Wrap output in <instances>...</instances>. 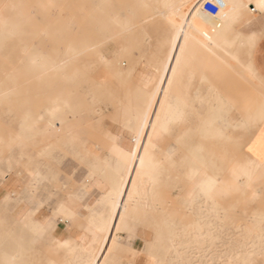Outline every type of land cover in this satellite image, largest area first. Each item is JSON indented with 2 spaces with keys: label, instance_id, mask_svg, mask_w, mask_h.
Segmentation results:
<instances>
[{
  "label": "rangeland",
  "instance_id": "rangeland-1",
  "mask_svg": "<svg viewBox=\"0 0 264 264\" xmlns=\"http://www.w3.org/2000/svg\"><path fill=\"white\" fill-rule=\"evenodd\" d=\"M184 1L0 0V177L9 175L17 196L39 200L52 194L59 203L85 188L89 172L90 184L98 177L112 182L108 165L115 163L123 127L164 100L156 95L161 88L176 96L170 105L180 114L167 123L156 146L160 156L168 154L159 161L154 182L146 183L144 194L110 230L112 261L100 264L131 262L132 225L154 230L143 249L146 264H264V233L254 231L264 217H249L253 202L231 199L235 192L238 197L242 191L254 193L252 186L218 195L216 210L206 214L188 176L194 154L217 179L224 158L246 161L242 139L256 125H238L247 120L242 100L248 98L255 110L264 82L249 67V43L232 30L221 48L191 51L193 61L176 81H160L175 36L164 13ZM247 17L248 24L235 27L264 34V13L248 11ZM201 57L211 66L199 63ZM60 59L62 66L53 65ZM55 106L61 107L56 114L49 110ZM219 114L237 125L223 141L209 128L221 121ZM26 117L33 121L29 130L23 126ZM29 166H39L42 175L33 192L27 184ZM77 254V249H48L43 256L76 264Z\"/></svg>",
  "mask_w": 264,
  "mask_h": 264
},
{
  "label": "crops",
  "instance_id": "crops-1",
  "mask_svg": "<svg viewBox=\"0 0 264 264\" xmlns=\"http://www.w3.org/2000/svg\"><path fill=\"white\" fill-rule=\"evenodd\" d=\"M259 3L260 0L234 1L227 9L226 19L232 26V30H236L237 34H240L243 40L249 43L247 55L249 67L264 82V34L260 35L256 31L242 33L235 27V24L238 21L241 22L242 19H244V24L249 23L250 20L246 13L250 11L249 4H254L257 12L264 13V9L258 7ZM244 4L246 7L243 6ZM247 37L250 39H247ZM246 100H248L247 104H250L252 107V102L248 98L242 100V105L244 106ZM262 101H264V96L258 102L257 106ZM254 111L248 110L246 122H240L238 125H249V114ZM254 125L256 126L242 139L241 151L244 159H249L257 163L263 173L250 182L254 193L251 191H242L243 196L238 197L237 194L239 192H235L231 194V199L233 202L238 200L253 202L247 213L249 217L253 213H256L257 217L260 218L264 217V118ZM164 135L165 131L163 130L162 138ZM213 136L219 141L228 138L226 136H218L215 133ZM156 146L154 148L153 167L149 170H142L133 176L130 184V199L122 207V215L128 206H134L137 203L135 202L137 201L136 198L138 199L144 194L146 183L154 182L157 177L159 161H163V157L165 158L167 156L168 151L165 150L160 156L158 151L156 152ZM115 147L117 150L118 145H115ZM249 147L253 148L252 152L248 151ZM124 148L126 149L128 147L124 146ZM116 153V159L119 157L118 160H120V155L118 152ZM224 159H226L225 161L243 163L241 160ZM189 161L190 166L192 163L202 165L201 157L198 154L192 155ZM225 164L223 165L222 171ZM108 167L111 168V175L114 177L112 182L98 177L97 185H95V182L90 184L89 172L88 183L85 188H78L76 192L69 193L59 203L52 194L49 199L41 198L39 200H35L29 195L17 196L11 191L9 175L0 177V264H57V256H51L50 258L43 256V253L48 249L51 253L59 249L64 251L65 249H77L79 260L74 259V261L77 262L76 264H80V262L83 264L85 261L87 263L93 258L95 251L101 248L106 238H111V244L108 252L103 256L101 263L107 262V260L111 262L110 249L113 247V235L109 232L122 217L121 214H116V208L120 209L118 204V190L123 183L124 175L121 167L116 164V160L112 167L109 165ZM41 176L39 166L28 167L27 184L30 187V192H33L34 188L37 187ZM231 195L227 196V199L230 200ZM104 202L107 203L111 213L108 219L105 218L107 215V206ZM241 215L243 222H245L246 214L242 213ZM92 218H96L99 223L97 231L98 241L91 247V251H85V241L84 239L82 240V237L88 233L89 221ZM256 227L258 228L254 231L264 233V220ZM153 231V229L148 227L136 226L134 228L132 225L131 232L134 234V237L127 242L129 249L134 251V256L128 264H146L147 257L144 258L145 256H143V249L150 245L149 233ZM243 231L245 230L243 229ZM121 233L126 234V231H121ZM122 237L127 238V235H122ZM84 257L88 258L82 260Z\"/></svg>",
  "mask_w": 264,
  "mask_h": 264
},
{
  "label": "bare ground",
  "instance_id": "bare-ground-1",
  "mask_svg": "<svg viewBox=\"0 0 264 264\" xmlns=\"http://www.w3.org/2000/svg\"><path fill=\"white\" fill-rule=\"evenodd\" d=\"M45 1L46 3L49 2V0ZM213 1L219 5V10L215 15H211L202 9V0H186L165 11V18L174 26L173 33L175 36L169 46L171 53L163 64L166 71L160 79L161 82L170 83L177 80L182 69L185 66L191 65L193 61L191 51H195L197 48L204 49L205 46L221 48L220 42L224 39L225 33L232 30V26L226 19L227 9L232 2L237 0ZM232 31L237 33L234 29ZM247 39L250 38L247 37ZM210 61L208 58L203 57L198 59V62L204 66H211ZM31 62L42 64L41 59H31ZM63 63L64 60L60 59L53 65L59 67ZM156 95L159 99L165 96L164 100H159L150 111L141 113L133 124L125 125L123 127V137L117 142V152L121 159L118 160V157L116 164L121 167L124 175L123 183L118 190V204L120 209L116 208L117 215H122V207L129 202L131 194L130 184L133 176L142 170H149L153 167L154 148L162 139V131L166 129L169 121L175 120L179 116L178 108L170 105V99L175 98V94H172L165 88H161L157 91ZM247 103L248 100L245 101L243 106L246 111L250 110L251 107ZM60 108V106H55L52 109L49 108V110L51 113L56 114ZM219 115L221 116V121L210 124L209 128L218 136L229 137L237 125L231 117L225 114ZM263 118L264 101L256 107L253 113L249 114L248 124L259 123ZM23 123L24 128L29 130L32 127L33 121H30L26 117ZM56 123L58 124V121ZM124 146L128 148L125 149ZM205 171L203 165L192 163L188 171V176L199 198L198 208L206 214H211L216 210L218 195L236 191L243 184L251 186V180H255L263 173L259 169L258 164L249 159L243 163L226 161L220 179L216 178V174H210ZM97 183L98 178L95 181V185ZM98 227V220L96 218L90 219L88 233L82 237V240L84 239L85 241V251H91V247L98 241ZM197 227L199 228L195 229L196 232L199 234L203 233L202 228L200 226ZM110 244L111 238H106L101 248L95 251L93 258L87 263L85 261L83 264H100L103 256L108 252Z\"/></svg>",
  "mask_w": 264,
  "mask_h": 264
},
{
  "label": "built area",
  "instance_id": "built-area-1",
  "mask_svg": "<svg viewBox=\"0 0 264 264\" xmlns=\"http://www.w3.org/2000/svg\"><path fill=\"white\" fill-rule=\"evenodd\" d=\"M202 9L211 15H215L219 10V5L213 0H202ZM249 9L251 12H256L254 4H249Z\"/></svg>",
  "mask_w": 264,
  "mask_h": 264
},
{
  "label": "snow or ice",
  "instance_id": "snow-or-ice-1",
  "mask_svg": "<svg viewBox=\"0 0 264 264\" xmlns=\"http://www.w3.org/2000/svg\"><path fill=\"white\" fill-rule=\"evenodd\" d=\"M258 7L264 9V0H260V3L258 4ZM248 151L249 152H252L253 151V148L252 147H249Z\"/></svg>",
  "mask_w": 264,
  "mask_h": 264
}]
</instances>
